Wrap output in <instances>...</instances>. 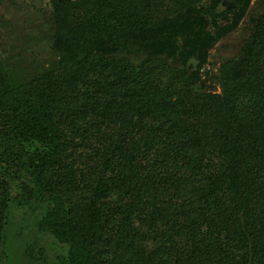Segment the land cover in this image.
I'll list each match as a JSON object with an SVG mask.
<instances>
[{
	"label": "trees",
	"instance_id": "16d2710c",
	"mask_svg": "<svg viewBox=\"0 0 264 264\" xmlns=\"http://www.w3.org/2000/svg\"><path fill=\"white\" fill-rule=\"evenodd\" d=\"M251 1L50 0L55 60L0 62V244L12 205L39 211L60 264H264V0ZM248 12L241 53L205 71ZM210 80L219 92L195 91Z\"/></svg>",
	"mask_w": 264,
	"mask_h": 264
},
{
	"label": "rangeland",
	"instance_id": "374dc122",
	"mask_svg": "<svg viewBox=\"0 0 264 264\" xmlns=\"http://www.w3.org/2000/svg\"><path fill=\"white\" fill-rule=\"evenodd\" d=\"M256 1H251V9L256 7ZM251 14L248 12L234 32L214 45L205 71L216 74L218 66L241 53L250 37ZM80 21L78 12L67 23ZM54 33L50 0H0V62L7 68L30 73L36 66H47L49 61L55 60L50 46ZM195 91L214 93L220 88L216 81L210 80L196 84ZM10 207L8 227L0 244V264H60L59 258L67 256V247L37 230L34 223L39 211L32 214L29 209L15 211L12 205Z\"/></svg>",
	"mask_w": 264,
	"mask_h": 264
},
{
	"label": "water",
	"instance_id": "95a60500",
	"mask_svg": "<svg viewBox=\"0 0 264 264\" xmlns=\"http://www.w3.org/2000/svg\"><path fill=\"white\" fill-rule=\"evenodd\" d=\"M237 1L238 0H223L221 3V7H223L224 9H235ZM190 62L193 63V65H196L195 60H191Z\"/></svg>",
	"mask_w": 264,
	"mask_h": 264
}]
</instances>
